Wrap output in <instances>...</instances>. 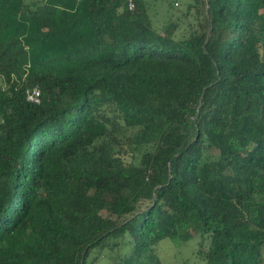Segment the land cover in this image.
<instances>
[{"label":"trees","instance_id":"obj_1","mask_svg":"<svg viewBox=\"0 0 264 264\" xmlns=\"http://www.w3.org/2000/svg\"><path fill=\"white\" fill-rule=\"evenodd\" d=\"M132 2L0 0V264H264V0Z\"/></svg>","mask_w":264,"mask_h":264},{"label":"rangeland","instance_id":"obj_2","mask_svg":"<svg viewBox=\"0 0 264 264\" xmlns=\"http://www.w3.org/2000/svg\"><path fill=\"white\" fill-rule=\"evenodd\" d=\"M173 7L167 5V0H149L150 16L154 25H162L168 18L174 19L179 17L181 23L176 29V34L180 36L190 29L195 23L193 11L191 10L187 16L184 15L186 2L190 0H169ZM197 241L191 239L187 242L171 241L167 238L161 240L157 246L156 252L161 264H203V261L197 253ZM97 264H110L107 257L101 259Z\"/></svg>","mask_w":264,"mask_h":264},{"label":"built area","instance_id":"obj_3","mask_svg":"<svg viewBox=\"0 0 264 264\" xmlns=\"http://www.w3.org/2000/svg\"><path fill=\"white\" fill-rule=\"evenodd\" d=\"M134 4L132 2V0H128V8L131 9L133 8ZM38 95L39 92L38 90L34 87L31 90L27 91V98L31 101L37 102L38 101Z\"/></svg>","mask_w":264,"mask_h":264}]
</instances>
